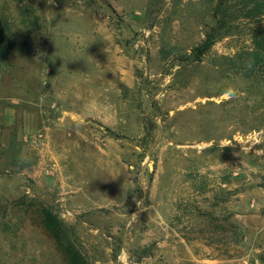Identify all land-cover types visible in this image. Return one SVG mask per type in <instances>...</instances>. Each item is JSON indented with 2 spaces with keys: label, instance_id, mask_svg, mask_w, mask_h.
Wrapping results in <instances>:
<instances>
[{
  "label": "rangeland",
  "instance_id": "1",
  "mask_svg": "<svg viewBox=\"0 0 264 264\" xmlns=\"http://www.w3.org/2000/svg\"><path fill=\"white\" fill-rule=\"evenodd\" d=\"M209 0H0V264H264V90L198 62Z\"/></svg>",
  "mask_w": 264,
  "mask_h": 264
},
{
  "label": "trees",
  "instance_id": "2",
  "mask_svg": "<svg viewBox=\"0 0 264 264\" xmlns=\"http://www.w3.org/2000/svg\"><path fill=\"white\" fill-rule=\"evenodd\" d=\"M209 8L204 39L187 57L193 62L200 61L218 40L234 36L239 26L247 25L246 41L249 45L232 57L220 58L228 62L227 66L238 70L241 77L257 81L264 90V0H209ZM40 215L46 233L63 257V263L89 264L58 217L45 208H41Z\"/></svg>",
  "mask_w": 264,
  "mask_h": 264
}]
</instances>
